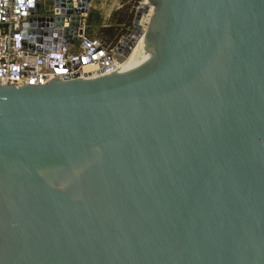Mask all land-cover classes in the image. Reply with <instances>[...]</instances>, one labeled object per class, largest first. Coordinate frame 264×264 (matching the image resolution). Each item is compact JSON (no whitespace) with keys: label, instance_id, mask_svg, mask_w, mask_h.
Returning <instances> with one entry per match:
<instances>
[{"label":"water","instance_id":"obj_1","mask_svg":"<svg viewBox=\"0 0 264 264\" xmlns=\"http://www.w3.org/2000/svg\"><path fill=\"white\" fill-rule=\"evenodd\" d=\"M151 7L117 71L0 85V264H264V0Z\"/></svg>","mask_w":264,"mask_h":264},{"label":"built area","instance_id":"obj_2","mask_svg":"<svg viewBox=\"0 0 264 264\" xmlns=\"http://www.w3.org/2000/svg\"><path fill=\"white\" fill-rule=\"evenodd\" d=\"M45 1L49 7L41 15L38 0H0V85H42L54 78L70 80L115 72L143 34L149 14H142L136 25L132 22L114 43H106L89 35L88 12L65 14L58 25L49 20L54 16V0ZM77 3L79 6L80 1ZM138 3L136 11L144 1ZM37 5L39 14L34 13ZM75 15L78 20L72 19ZM73 30L76 39L68 43L65 38Z\"/></svg>","mask_w":264,"mask_h":264},{"label":"trees","instance_id":"obj_3","mask_svg":"<svg viewBox=\"0 0 264 264\" xmlns=\"http://www.w3.org/2000/svg\"><path fill=\"white\" fill-rule=\"evenodd\" d=\"M123 4L122 10L115 11L110 17V24L108 26L101 28L100 32L103 33V37L106 39L102 40L106 43H114L119 35L132 24L133 14L128 12L127 2L134 0H120ZM138 0H135L134 3H137ZM93 18L92 13L87 14L86 23L91 24Z\"/></svg>","mask_w":264,"mask_h":264},{"label":"rangeland","instance_id":"obj_4","mask_svg":"<svg viewBox=\"0 0 264 264\" xmlns=\"http://www.w3.org/2000/svg\"><path fill=\"white\" fill-rule=\"evenodd\" d=\"M103 1H105V0H103ZM112 1L113 2H111V5H110V7H112V10H113L112 13L117 11V10H122L123 4L121 2H119V0L118 1L117 0H112ZM134 1H128L126 3L127 6H129L128 7V12H131L133 14V20H134L135 14L137 12L135 7L139 4L138 2L143 3V1H144V4H145L146 0H138L137 3H134ZM38 3L40 4V14L41 15L46 14L47 10H48V7H49V3L46 2L45 0H38ZM117 6H120V7H119V9L115 10V8ZM93 10H96V9H90V11H93ZM146 18H150V15L148 17H145V19ZM133 20H132V22H133ZM108 24H110V19L109 20H100V21H96L94 19L93 22H91V24L88 25V28H87L89 35L92 36V37H98L99 36V37H101L103 39H106V38L103 37V33L100 32V29L103 28V25L107 26ZM145 25H146V21H145Z\"/></svg>","mask_w":264,"mask_h":264},{"label":"crops","instance_id":"obj_5","mask_svg":"<svg viewBox=\"0 0 264 264\" xmlns=\"http://www.w3.org/2000/svg\"><path fill=\"white\" fill-rule=\"evenodd\" d=\"M111 2H113V1L112 0H105V1H103V0H90L89 6H88V13L89 12L92 13L93 20L94 19L96 21L109 20L111 15L114 13V12L112 13L113 10H112V7H110ZM119 2H121V1L119 0ZM119 7L120 6H117L115 8V10L119 9ZM90 9H96V10L90 11ZM86 19H87V16H86ZM93 20H92V22H93ZM87 25H89V24H87ZM104 27H106V26L103 25V28Z\"/></svg>","mask_w":264,"mask_h":264},{"label":"bare ground","instance_id":"obj_6","mask_svg":"<svg viewBox=\"0 0 264 264\" xmlns=\"http://www.w3.org/2000/svg\"><path fill=\"white\" fill-rule=\"evenodd\" d=\"M80 1H81V4H82V0H80ZM147 2H148V0H146L145 3H147ZM153 10H154L153 7H151V8H150V11H149V15H150V17H151V15H152V13H153ZM149 15H147V17H148ZM150 20H151V18H147V19H146V25H145V28H144V32H143V34L139 37V40L137 41V43L135 44V46H133L131 52L129 53V55L127 56V58L125 59V61L122 62L121 67L125 64V62L130 58V56H131V55L134 53V51L136 50V47H137L138 42L140 41L141 37L144 35V33L146 32L147 28L149 27ZM139 25H140V24H139Z\"/></svg>","mask_w":264,"mask_h":264}]
</instances>
